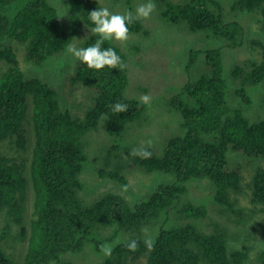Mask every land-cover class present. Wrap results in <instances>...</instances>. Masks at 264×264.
I'll list each match as a JSON object with an SVG mask.
<instances>
[{
	"label": "trees",
	"instance_id": "trees-1",
	"mask_svg": "<svg viewBox=\"0 0 264 264\" xmlns=\"http://www.w3.org/2000/svg\"><path fill=\"white\" fill-rule=\"evenodd\" d=\"M123 1L128 10L133 9L134 0ZM154 1L160 7V18L168 25L181 26L197 38L205 34L206 38L225 40L234 49L246 30L245 17H226V13L247 12L251 20L264 17V0H231L229 9L219 0ZM19 3L20 7L12 11ZM63 8L65 16L48 0H0V144L24 147L27 116L35 138L29 160L0 151V264H61L65 254L81 250L90 237L94 238L89 243L95 246L91 248L100 251L101 245L117 235L120 239L111 245V256L97 264H251L254 245L261 246L255 259L264 264V218L245 227L249 217L238 202L242 176L238 167L229 165L230 152L264 158V117L252 119L240 108L230 105L231 109L226 101V93H233L232 101L247 102L248 93L262 91L264 44L259 62L246 69L236 66L231 74L226 72L220 46L189 48L186 69L190 71L197 64V73L188 75L170 99L182 118L180 131L167 138L160 154L149 145L126 149L115 156L116 160L109 159L107 153L97 170L104 178L121 183L127 182L125 169L135 167L171 174L174 179L160 183L138 203L112 191L89 200L81 195L83 189L84 193L93 191L81 176L88 159L85 135L102 118L107 133L119 135L128 122L146 114L147 105L125 95L128 55L112 41H105L102 49L113 48L126 65L123 69L105 67L97 71L76 61L70 79L88 88L93 99L82 117L73 116L62 103L60 93L64 92L31 74L36 69L27 72L20 67L14 43L24 45L28 62L42 65L64 52L83 23L93 28L89 13L101 6L98 0H72L69 10L66 4ZM70 23L72 29L67 28ZM128 27L148 34L141 18ZM11 38L13 46L8 44ZM96 39L99 37L89 34L80 48L91 46ZM200 54L204 59L198 61ZM116 103L126 104L127 112H114ZM141 147L152 153L150 159L132 154ZM108 151L111 153L112 148ZM203 178L212 182L211 191L195 201L188 200L195 182L206 181L195 180ZM27 184L33 193V217L28 226L23 223ZM249 186L251 203L261 205L264 212V167L256 170ZM211 205L225 219L213 217ZM208 220L211 226L206 230ZM14 225L18 226L16 239L26 240L22 263L15 259L16 239L11 244ZM108 226L114 229L109 236L102 232ZM149 237L155 241L151 251L144 243ZM131 240L138 243L135 252L126 247Z\"/></svg>",
	"mask_w": 264,
	"mask_h": 264
},
{
	"label": "rangeland",
	"instance_id": "rangeland-1",
	"mask_svg": "<svg viewBox=\"0 0 264 264\" xmlns=\"http://www.w3.org/2000/svg\"><path fill=\"white\" fill-rule=\"evenodd\" d=\"M53 6L58 8L63 16L67 11L63 8L67 5L68 10L71 6L72 0H48ZM174 2H184L186 0H172ZM222 6L230 8L231 0H219ZM147 0H134L133 9L128 10L125 1L123 0H98L101 8L106 7L111 13L124 14L126 11L132 12L135 17L136 9L139 5L146 3ZM156 5L155 10L151 13L147 19L141 18L144 28L147 29L148 34L143 32H135L129 30V38L127 42L121 43L112 40L115 44L119 45L121 49L128 55V78L129 84L125 90V95L134 97L140 100V97L147 94L151 97L150 104L147 105L146 114L140 119L128 122L123 132L119 135H109L105 129L104 119H100L97 126L87 132L85 140H87L86 152L88 159L83 164L81 176L85 182V185H89L93 188L92 193H84V189L81 192L85 198H92L104 191H112L122 194L131 203H138L146 199V197L153 190L157 188L160 183L170 182L174 179L173 175L163 172H147L141 168H129L125 169V176L127 178L126 183H121L110 178H104L98 173V169L103 165L105 155L110 154L112 160H116V155L124 153L126 149H133L136 146L151 145L156 153H161L164 147V143L169 136L180 131V125L182 118L180 113L171 106L170 99L175 93L177 88L183 84L188 78V75L196 71V66L193 69H186V63L189 59V48H204L211 46H220L222 48L224 63L227 74H231L232 70L236 66H240L246 69L252 62H259L262 58V44H264V17H260L258 20H251L247 12H235L229 11L226 13V17L234 16L239 19L241 16L245 17L244 26L246 30L243 31L240 38V44L231 48L227 45L226 41H216L215 39L206 38L205 34L200 35L198 38L189 34L178 25H168L162 19H160V7L153 0ZM20 3L17 4L12 11L18 9ZM248 16H247V15ZM248 23V24H247ZM72 23L68 29H72ZM90 28L84 23L78 28L75 35L72 37L70 44H74L77 48L84 40L89 36ZM14 38L8 40V44H12ZM7 43V41H6ZM68 44V46L70 45ZM67 46V48H68ZM16 56L18 63L22 69L27 72L38 75L48 81L53 87H55L61 95L62 103L69 109L70 113L75 117H82L88 108L92 105L93 99L89 96V89L80 85L79 83L73 84L71 77L74 74L78 63L77 59L73 57L71 53L67 51V48L63 53L49 57L42 65H34L26 60V51L23 44L14 43ZM138 47V49H137ZM188 49V50H187ZM187 50V52H186ZM25 58V59H24ZM203 54L198 57L199 60H203ZM192 70V71H191ZM197 73V71H196ZM52 83H55L53 85ZM264 83L262 91H256L248 93L250 101H232L233 93H226V101L228 106L234 108H240L252 119H260L264 117ZM92 91V90H91ZM229 91V90H228ZM64 96V98H63ZM94 93L92 91V97ZM80 99V100H79ZM231 101V104H230ZM236 106V107H235ZM231 108V107H230ZM231 108V109H234ZM29 116L26 117L25 136L26 144L24 147H18L16 143H1L0 151L16 159L30 158L32 148L34 146V131L30 124ZM106 132V133H105ZM107 134V135H106ZM123 135V136H122ZM108 148H112V152H107ZM229 165L238 167L242 176L243 190L239 194L238 202L246 208V215L249 218H245V227L247 224L251 225L256 219L264 218V212L260 211L261 205H254L250 201L251 189L249 186L250 179L260 167H264V158L262 157H249L235 152L229 153ZM108 169L112 167L108 166ZM200 180H206L205 182ZM195 181V186L192 191L187 195L188 200L195 201L202 193H208L211 191L212 182L208 178H203ZM125 187L127 190L125 191ZM25 196V211L23 212V223L28 226L30 219L33 217V193L29 184L26 186ZM210 198V196H207ZM90 200V199H89ZM210 214L213 217L221 216L214 206H210ZM173 211L172 213H174ZM254 212H258L255 214ZM171 213V214H172ZM176 213V212H175ZM229 214V213H228ZM253 218V219H252ZM180 222L184 221L182 218ZM249 219H252L249 221ZM27 220V221H26ZM210 220H208V227L204 225L206 230L209 229ZM214 222V221H212ZM104 234H109L114 231L112 227H104ZM18 226L14 225L11 233L16 234ZM230 230H233L230 227ZM128 237L127 234H125ZM15 238L11 241L14 243ZM86 242L85 246L78 251L69 252L65 254L67 258L61 261V264H97L102 258L105 257L103 252L94 251L95 246L90 244L91 240ZM117 239L120 236L117 235L112 241H106L105 244H116ZM232 242V241H231ZM235 243V242H232ZM89 245L90 247L86 248ZM239 245V244H232ZM262 245V244H261ZM263 246V245H262ZM92 247V248H91ZM264 247V246H263ZM26 249V240H22L19 237L15 241V259L22 263V255ZM260 245H254L251 250L252 256L249 259L251 264H259L255 259V255L260 251ZM5 250L10 248L5 247ZM51 264H57L52 262Z\"/></svg>",
	"mask_w": 264,
	"mask_h": 264
},
{
	"label": "clouds",
	"instance_id": "clouds-1",
	"mask_svg": "<svg viewBox=\"0 0 264 264\" xmlns=\"http://www.w3.org/2000/svg\"><path fill=\"white\" fill-rule=\"evenodd\" d=\"M155 8L156 5L153 0H147L146 3L137 7L135 17L130 11H126L124 14H116L111 13L106 7L97 8L89 13V19L95 25L90 29V33L94 36H98L99 39H96L95 42L87 48H77L74 44H70L67 51L71 53L74 58L87 65L89 69L97 71L105 67L123 69L126 65L116 51L111 47L102 49V45L105 41L112 40L121 43L127 42L129 38L128 25L134 23L136 19L149 18ZM150 101L151 97L147 94L140 97V102L142 104L149 105ZM112 110L116 113H125L128 110V106L126 104L116 103ZM148 144L150 146L151 141H149ZM132 154L141 159H150L152 156V153L145 147L134 149ZM124 190L126 191L127 188L125 187ZM144 243L147 249L151 251L155 241L149 237ZM126 247L129 251L135 252L138 249V243L136 240H131L127 243ZM101 251L105 256L110 257L112 254V247L107 244L101 245Z\"/></svg>",
	"mask_w": 264,
	"mask_h": 264
},
{
	"label": "bare ground",
	"instance_id": "bare-ground-1",
	"mask_svg": "<svg viewBox=\"0 0 264 264\" xmlns=\"http://www.w3.org/2000/svg\"><path fill=\"white\" fill-rule=\"evenodd\" d=\"M79 100H80V99H79ZM24 221H25V220H24ZM24 221H23V222H24ZM26 221H27V220H26Z\"/></svg>",
	"mask_w": 264,
	"mask_h": 264
}]
</instances>
